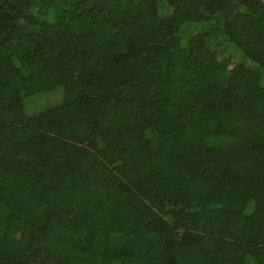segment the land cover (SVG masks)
Returning a JSON list of instances; mask_svg holds the SVG:
<instances>
[{"label": "trees", "instance_id": "1", "mask_svg": "<svg viewBox=\"0 0 264 264\" xmlns=\"http://www.w3.org/2000/svg\"><path fill=\"white\" fill-rule=\"evenodd\" d=\"M0 264H264V0H0Z\"/></svg>", "mask_w": 264, "mask_h": 264}, {"label": "rangeland", "instance_id": "2", "mask_svg": "<svg viewBox=\"0 0 264 264\" xmlns=\"http://www.w3.org/2000/svg\"><path fill=\"white\" fill-rule=\"evenodd\" d=\"M57 102H59V99H53L51 101L48 100V102L46 100H36V101H33L32 103L29 104V108L31 109H42V108H46L50 105H53V104H56Z\"/></svg>", "mask_w": 264, "mask_h": 264}]
</instances>
